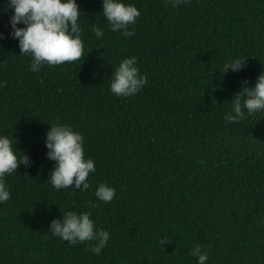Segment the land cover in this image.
I'll use <instances>...</instances> for the list:
<instances>
[{
	"label": "trees",
	"instance_id": "obj_1",
	"mask_svg": "<svg viewBox=\"0 0 264 264\" xmlns=\"http://www.w3.org/2000/svg\"><path fill=\"white\" fill-rule=\"evenodd\" d=\"M76 2L85 55L34 72L0 0V134L30 157L4 177L0 264H197L196 245L206 264H264V111L225 119L241 82L264 72V0H125L140 12L130 37L110 30L101 0ZM131 56L147 82L117 97L112 69ZM231 58L244 67L222 73ZM53 123L82 134L95 162L87 190L47 180ZM101 182L115 188L109 202L95 197ZM69 210L109 232L99 254L51 234Z\"/></svg>",
	"mask_w": 264,
	"mask_h": 264
},
{
	"label": "clouds",
	"instance_id": "obj_2",
	"mask_svg": "<svg viewBox=\"0 0 264 264\" xmlns=\"http://www.w3.org/2000/svg\"><path fill=\"white\" fill-rule=\"evenodd\" d=\"M177 7L182 0H166ZM102 14L110 30L119 31L123 36L133 35L131 26L140 15L133 3L125 0H101ZM7 8L12 10L8 26L10 35L18 41L20 53L31 57L30 70L39 72L41 67L59 65L64 62L80 60L84 55L81 27L78 17L82 15L76 0H7ZM23 25V26H18ZM97 39L104 36V29L97 24L91 25ZM4 36L0 33V39ZM244 67V59L231 58L223 65V72H239ZM109 90L117 97H128L140 91L146 84V77L140 73L135 56L125 57L112 69ZM242 89L231 100L230 111L225 114L228 122H239L245 114L264 111V72L256 77L252 87H247V80L241 82ZM17 141L11 136L0 134V203L10 198L8 187L4 183L7 174L16 172L23 164L30 166V157L14 147ZM44 146L46 157L53 161V167L47 180L57 190L72 186L80 191L90 185L88 177L95 172V162L85 158L83 136L72 126L53 123L45 132ZM95 197L109 202L115 195V188L101 182L95 188ZM95 207L94 202H90ZM49 231L53 236L71 244L94 241L89 249L99 254L110 239L107 230L97 228L89 212L65 211L59 219L49 222ZM161 243L166 241L161 240ZM190 254L197 258V264H206L208 254L200 245L194 246Z\"/></svg>",
	"mask_w": 264,
	"mask_h": 264
}]
</instances>
